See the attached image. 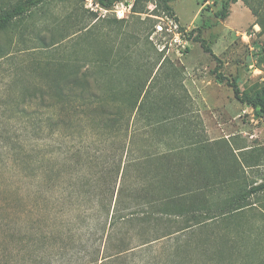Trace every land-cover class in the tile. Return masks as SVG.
<instances>
[{"label": "rangeland", "instance_id": "1", "mask_svg": "<svg viewBox=\"0 0 264 264\" xmlns=\"http://www.w3.org/2000/svg\"><path fill=\"white\" fill-rule=\"evenodd\" d=\"M15 1L0 0V8ZM223 1L170 0L177 23L187 34L182 33L177 40L174 33L157 30V24L166 25L168 21L163 14L151 13L156 0H141L147 12H135L133 6L124 10L120 1L107 13L96 0H47L11 26L0 29V203H6V199L11 203L2 209L11 226L23 230L28 227L31 212L28 215L27 201L31 198L27 194L32 180L29 170L41 164L37 155L47 152L62 160L60 135L51 133L45 123V105L54 99L44 93L47 79L40 76L37 67L46 65L55 54L51 51L55 47L47 49L43 42L49 44L71 34L79 59L93 60L99 54L109 61L123 56L122 81L118 83L122 88L147 83L143 99L147 108L137 115L133 125L136 153L145 150L141 138L146 134L152 152L183 147L176 152L185 157L184 172L194 171L187 169L190 163L239 162L247 166L239 182L228 177L221 183L219 179L212 180L206 188L203 181L182 177L191 185L202 184L204 189L200 188L196 197L208 198V207L194 212L198 220H187L192 213H186L179 225L187 228L181 233L124 252L103 264H264V191L250 192L246 206L240 209L225 205L226 198H235L239 190L247 191L264 182V117L238 99L228 82L237 80L243 94L264 93V0H238L225 19L217 16ZM115 9L126 11L125 16L118 17ZM195 28L201 29L200 36L214 55L200 41L193 40L199 31L188 37ZM217 66L227 78L223 82L216 79ZM88 67L97 72L92 64L82 71ZM112 84L108 75L104 86L91 83V88ZM163 103V110L147 112L148 106ZM146 114L153 118V125L147 126ZM193 143L204 147L187 153V146ZM232 147L237 150L234 152ZM29 155L31 159L35 156V162L28 165ZM201 171L199 167L194 173L204 175ZM230 172L226 173L231 175ZM213 173L218 177L221 171ZM20 198H25L24 207ZM82 199L87 203L83 208L88 216L93 213L91 202ZM60 211L66 221V212ZM72 211L70 219L75 225L64 224L56 235L41 237L33 246V250L41 247L45 251L48 258L43 264H88L89 259L118 250L115 245L107 253L99 234L96 241L91 240L93 246L86 249L81 241L88 240L90 234L79 227L86 219L79 217L77 209ZM69 226L76 227L71 230Z\"/></svg>", "mask_w": 264, "mask_h": 264}, {"label": "trees", "instance_id": "2", "mask_svg": "<svg viewBox=\"0 0 264 264\" xmlns=\"http://www.w3.org/2000/svg\"><path fill=\"white\" fill-rule=\"evenodd\" d=\"M46 1L17 0L7 7H1L0 29L11 26ZM120 1L122 0H96L106 9H112ZM237 1L224 0L217 16L222 19L228 17L231 5ZM244 1L249 3V0ZM169 2L170 0H156L151 13L163 14L176 20ZM133 11L148 10L141 5V0H135ZM117 21L123 19L118 18ZM261 26L264 29L263 23ZM180 30L184 31L182 27ZM195 31L199 32L192 37L193 40L200 41L205 50L214 55L207 41L201 38L200 28L191 30L188 37L191 38ZM71 36L65 35L49 44L43 42L47 49L55 47L51 51H55L57 55L54 54L53 59H47L46 65L38 64L37 67L40 76L47 79L44 93L54 99L52 103L45 105L48 107L45 123L51 133L60 135L62 160L60 162L51 153L44 152L37 155L41 164L32 167V171L29 170L32 180L29 185L31 191L27 194L31 198L27 201V213L29 215L31 212V215L26 230L11 226L3 214V206L7 208V202L10 201L6 199V203H0V264H43L48 258L45 251L41 247L33 250V246L41 237L51 238L59 230H63L61 227L64 224H71L74 220L70 219V214L74 209H77L80 218L83 216L86 220L90 219L84 220L81 226L77 224L90 234L88 240L81 241L86 249L93 246L91 240L96 241L97 234L101 235L107 253L117 246V251L87 262L97 264L100 261L103 264L124 252L148 247L160 239L181 233L187 228L179 225L184 214L192 213L187 220L192 217L197 221L199 215L194 212L208 207V198L196 197L199 195L197 191L206 188L208 183L203 188L202 184L195 186L188 180H181L182 177L185 180L195 175L193 170L184 172L182 169L185 157H180L176 151L183 147L176 148L174 145L176 147L166 151L152 152L149 149L150 139L145 134L141 138L145 150L138 154L133 149L136 141L134 120L147 108L143 100L147 95V83H137L136 86L130 84L122 88L118 83L119 80L122 81L120 68L125 64L123 56L109 61L99 54L93 60L79 59L76 55L77 45L72 42ZM87 64L96 66L97 72H91L89 67L82 71ZM218 69L217 66L216 79L223 82L227 78ZM108 75L113 82L110 87L91 88V83L101 86L105 84ZM228 82L238 99L250 104L258 116L264 117V93L243 94L237 80ZM153 109L154 112L163 110L164 103L148 106L147 112ZM146 115L147 126L153 125L151 115ZM69 143L72 145L68 146ZM191 145L186 149L204 147L194 143ZM233 151L235 152L234 148ZM34 157L32 155L31 159L28 156V165L35 162ZM260 191H264V182L247 191L239 190L235 198H226L225 205H236L240 209L241 206H246L250 192ZM190 195L195 197L190 198ZM52 196H57V199L54 200ZM82 198H88L87 201L91 202L93 213L88 216L84 214L83 207L87 203ZM20 200L24 207L25 198ZM62 209L68 216L66 221L61 216ZM44 227L45 231L38 236V230ZM75 227L68 228L74 230ZM71 237L76 240L74 235ZM11 239L14 240L12 246Z\"/></svg>", "mask_w": 264, "mask_h": 264}, {"label": "crops", "instance_id": "3", "mask_svg": "<svg viewBox=\"0 0 264 264\" xmlns=\"http://www.w3.org/2000/svg\"><path fill=\"white\" fill-rule=\"evenodd\" d=\"M188 150H190V151L187 153H191L192 150L190 148ZM234 150H237V149L234 148ZM199 165L198 164L193 165L191 163L187 165V169H194V171H198L199 167H200V169L202 171H204V173H205L204 175H201L198 173L195 175H192L190 177L192 179V181H196V182L203 181L205 183H210V181H212V180L219 179V182L221 183V182L225 181L226 179H228V177H231L235 181L239 182V179H244V177L246 175L245 171L247 172V166L243 163L240 165L239 164H236V165L212 164V163L201 164L200 166ZM229 170L231 171L230 173H232L231 175L226 173ZM213 171H216V172L221 171V174L218 175V177H217V175L215 173H213ZM236 171H238V173H236ZM213 175H216V176H213ZM203 177H204V179H203Z\"/></svg>", "mask_w": 264, "mask_h": 264}, {"label": "built area", "instance_id": "4", "mask_svg": "<svg viewBox=\"0 0 264 264\" xmlns=\"http://www.w3.org/2000/svg\"><path fill=\"white\" fill-rule=\"evenodd\" d=\"M123 2L121 5L124 6V10L126 9H130L131 10V7L133 6V4L130 3V0H126V1H121ZM97 5H99L97 3ZM119 4H116L115 6H117ZM102 10L105 11V13H107L108 11H111L112 9H106V8H101ZM121 11V12H120ZM115 12L117 13V16L118 17H124L125 16V12L126 11H122V10H118V9H115ZM163 19V17H161ZM165 18H167L166 20L168 21L166 25H163L162 23H159L157 24V30L158 31H164L166 30L167 32H171V33H174L175 35V39H179L183 33V31L180 30V26L179 24L177 23V21L173 18V17H170V16H165ZM165 20V19H163Z\"/></svg>", "mask_w": 264, "mask_h": 264}]
</instances>
